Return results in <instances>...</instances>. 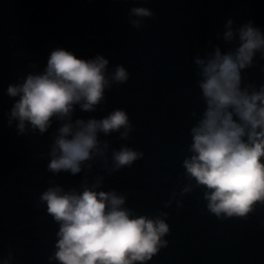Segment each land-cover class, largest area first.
Returning <instances> with one entry per match:
<instances>
[{
    "label": "water",
    "instance_id": "water-1",
    "mask_svg": "<svg viewBox=\"0 0 264 264\" xmlns=\"http://www.w3.org/2000/svg\"><path fill=\"white\" fill-rule=\"evenodd\" d=\"M133 6L155 13L144 18L137 31L127 22ZM234 27L249 20L264 30V0H0V257L12 249L11 264H56L54 250L58 225L38 197L49 179L65 189H79L84 173L53 175L46 165L48 145L57 121L44 135H17L5 113L12 99L9 83L29 71H40L56 47L79 58L101 54L111 71L122 64L129 72L126 83L105 92V102L95 112L76 107L73 118H101L115 108L124 109L133 124L129 139L111 133L110 149L122 144L144 153L131 167L110 175L97 160L88 175L105 177L103 189L127 197L126 206L137 214L165 211L168 241L147 264H264V206L245 219L219 220L206 210L201 189L165 208L173 190L179 193L184 179L182 160L191 142L189 129L204 104L196 86L193 56L204 53L207 41L224 51L232 45L217 40L228 18ZM34 62L36 68L29 67ZM264 59L245 71L248 81L264 82ZM111 163V151L108 153Z\"/></svg>",
    "mask_w": 264,
    "mask_h": 264
},
{
    "label": "clouds",
    "instance_id": "clouds-1",
    "mask_svg": "<svg viewBox=\"0 0 264 264\" xmlns=\"http://www.w3.org/2000/svg\"><path fill=\"white\" fill-rule=\"evenodd\" d=\"M154 17L151 9L133 6L127 22L139 31L144 18ZM234 24L228 18L216 37L231 47L222 51L210 39V50L192 58L204 108L199 115L191 113L195 123L189 129V154L181 162L187 182L164 202L167 208L175 200L179 209L182 200L177 196L199 188L206 210L219 220H246L257 206H264V82L257 85L244 74L256 66L257 56L264 59V30L251 20ZM108 65L101 54L84 59L56 47L42 70L18 76L5 90L13 101L5 113L7 124L12 127L15 122L17 135H44L54 121L59 122L48 145L47 171L54 176L84 173L79 189H65L49 179L38 197L58 225L54 250L48 256L56 264H147L168 244L167 212L137 214L126 206L124 193L103 189V175L88 182L97 160L110 175L144 155L126 144L110 149L109 141L101 139L111 133L129 139L134 126L124 109L115 108L99 119L73 118L77 106L82 112H95L105 102L106 90L127 82L129 72L122 64L111 71ZM29 67L35 69L36 64L30 61ZM11 261L9 248L0 264Z\"/></svg>",
    "mask_w": 264,
    "mask_h": 264
}]
</instances>
